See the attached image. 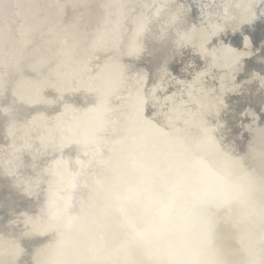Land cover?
<instances>
[{"label":"rangeland","instance_id":"obj_1","mask_svg":"<svg viewBox=\"0 0 264 264\" xmlns=\"http://www.w3.org/2000/svg\"><path fill=\"white\" fill-rule=\"evenodd\" d=\"M100 1L7 0V3L0 7V109L5 107L6 112L5 118L1 117L2 111L0 112V121H10L7 131L5 130L6 135L4 134L0 141V174L6 175L9 168L18 167L13 171V180H10V175V178L1 182L10 180V184L16 188L12 195L16 200H19L20 192L27 191L33 219L30 227L18 225L17 217L8 222L13 241L9 242L2 237L0 240V250L9 251L5 264H120L109 245L110 239L118 236V230L111 220L112 212L109 206L114 204L117 186L123 179L122 175L119 176L123 160L122 136L124 132L132 129L138 106L133 101L136 97L135 82L128 73L131 64L123 65L118 62L123 52L104 54L96 60L98 53L110 50L112 45H116L126 35L130 38V33L122 36L114 34L111 38L112 45L105 44L98 48L93 44L87 46L89 38L85 35L86 30L82 28V21L87 18L89 8L96 6ZM135 2L129 0L126 5L132 4L130 7L133 8ZM69 17L70 21L66 27L70 26L69 31L74 29L80 34L68 36L66 29L65 34H62V30L56 33L48 39L51 52L45 59L36 61L43 65H52L55 75L47 80L42 88L34 82L14 84L18 101L9 107L4 93L11 86V74L21 70V61L24 62L30 50L36 47L41 31H51ZM258 20L259 24L264 26V13L261 11ZM59 47L63 50L58 51ZM142 48L140 51L144 52L146 49L143 46ZM59 58H65L69 66L63 69ZM92 65L93 69L90 70ZM233 79V76H228L224 83ZM110 81L113 82L111 87L108 86L111 94L95 104L90 92H96L95 86H105ZM248 85L253 86L249 83ZM231 88L229 92L234 93L232 105L241 110L240 104H243L242 110L250 115L244 119L250 125L242 128L254 129L255 124L264 134V100L259 103L260 96H256L255 102L241 100L240 98L245 96L242 91L240 93L241 88ZM189 90L186 86V98L182 101L169 96L166 114H154L152 123L157 125V120L162 121L168 126L163 128L167 131L169 119L172 116L180 118L168 132L174 136L183 135L192 143L198 151L191 152L196 164L207 160L216 168L227 172L246 167L264 178V170L260 168L264 166V160L255 147L254 151L242 154L248 149L249 133L244 132L243 142L236 140L220 146L209 122H199L193 118L196 94ZM176 92L180 94L182 90ZM151 94L140 106L143 110L144 104L153 97ZM177 104L178 109L171 110L170 106ZM236 104H239L240 108ZM92 115L97 124L112 121L113 126L106 127L104 131L105 149L112 161L96 167L88 166L92 173L90 178L83 176L82 168L75 176V166L80 162V157L73 166L69 165L71 148H79L76 142L70 143L71 125L73 123V135L85 132L88 126L84 123ZM163 125L161 124L162 127ZM254 133L257 132H252ZM183 136L180 137L184 138ZM79 141L81 142L80 139ZM10 143L13 144L12 148H9ZM21 149L37 151L40 154V159L33 165V174L27 176L31 178L26 180L21 178L19 172L22 170L19 166L21 161L18 160V151ZM167 150L173 152H170L171 158L178 154L176 149ZM195 185L196 183H192L188 188L186 185V188L194 190ZM243 187L225 185L219 188V192L221 196H225L223 199L226 201L234 195L250 197L253 191H243ZM226 201L223 204L224 216ZM139 207L140 204L130 203L126 208L136 213ZM225 233L226 230H222L216 235L213 245H202L199 248L200 257L203 253L209 254L214 249L219 250ZM177 246L181 247V258L175 261V264L190 262L194 244L184 243L182 237L176 239L169 249ZM160 249L162 252V248ZM166 250L165 248V253ZM196 261L197 264H210V261ZM159 264H166V261L161 259Z\"/></svg>","mask_w":264,"mask_h":264},{"label":"water","instance_id":"obj_2","mask_svg":"<svg viewBox=\"0 0 264 264\" xmlns=\"http://www.w3.org/2000/svg\"><path fill=\"white\" fill-rule=\"evenodd\" d=\"M6 1L0 0V7ZM153 6L167 12L160 21L167 27L159 32L165 43L159 44L157 56L137 51L140 57L128 61L144 71V92L151 89L153 97L144 104V110H138L133 124L136 126L123 133V160L119 171L123 179L117 186L114 204L109 206L113 226L118 230V236L112 237L109 245L120 264H159L161 259L166 264H175L181 258V247L169 249V246L176 239L191 233L194 238H206L205 234L215 228L217 210L226 201L225 196L219 194L220 187L244 186L243 191L264 193V178L253 170L245 167L227 172L207 160L196 164L191 153L196 149L186 137L170 134L163 129L168 126L162 121L157 120L159 126L146 121L149 117L154 119V114H166L169 96L185 100L184 89L187 82H192L193 94H196L193 118L206 117L222 147L227 142H243L244 123L232 122L228 116L246 119L250 115L242 110L243 104L241 108L236 104L241 110L232 105L234 93L228 88L238 86L241 93L251 79L253 86L248 85L243 95L252 92L260 96L259 103L264 100V26L258 20L264 0H136L129 22L132 39L127 42L126 35L122 44L133 49L131 42H137L145 14ZM69 21L70 17L51 31L38 34L36 47L30 50L24 62L21 61V70L11 74V86L4 93L9 107L18 101L14 84L34 82L42 88L55 75L52 65L36 61L45 59L51 52L48 39L56 33L62 30L65 34L66 29L68 36L80 34L74 29L68 30ZM59 60L63 69L69 66L65 58ZM228 76H233V81L221 86ZM175 88H181L182 92L177 93ZM4 110L5 107L0 109L3 118L6 117ZM9 122V119L0 121V141ZM147 123L153 126L146 127ZM9 145L13 147L12 143ZM167 148L176 149L177 156L171 158L172 151ZM18 152L21 178L30 179L27 176L33 174V165L40 154L29 149ZM16 168H9L6 175L0 174V182L10 175L13 180ZM260 168L264 170V166ZM10 180L0 183V240L2 237L9 242L13 241V236L7 225L12 218L17 217V224L26 227L33 221L27 191L20 192L19 200L12 198L16 188ZM192 183L202 188L198 191L200 194L187 189ZM130 203L140 204L136 213L126 208ZM8 252L0 250V264L6 263Z\"/></svg>","mask_w":264,"mask_h":264},{"label":"bare ground","instance_id":"obj_3","mask_svg":"<svg viewBox=\"0 0 264 264\" xmlns=\"http://www.w3.org/2000/svg\"><path fill=\"white\" fill-rule=\"evenodd\" d=\"M127 1L129 0H101L96 6L89 8L87 18L82 21V28L86 30L85 35L87 38H89L87 46L93 44L95 48H98L105 44L112 45L111 38H113L114 34L122 36L124 34L130 33L129 22L131 21V11L133 8L130 7L132 4L130 6L126 5ZM163 10L164 9H157L155 6H153L149 12L147 11L145 14V24L143 28L141 27L142 31L138 33L137 42H134V44L133 41L131 42L133 49H130L128 44L127 46L122 44L123 40H121L116 45H112L110 50H107L101 54L98 53L99 56L96 58V60L104 54L123 52L121 59L118 60V62H121L123 65H125L128 63V61L134 60L135 57H140L137 51L143 49L142 46L145 47L144 49H146L144 50L145 53H151L152 55L154 54L157 56V48L160 46L159 44L165 43V41L159 37V32H161L164 27H167V24L164 25L159 22L165 18L164 15L162 16V14L167 13ZM261 10L264 13V7L260 6V11ZM131 39L132 37L127 38V42H129ZM127 58H129V60H126ZM92 69L93 65L90 67V70ZM128 73L135 82L136 97L133 101L138 106L136 109H143L140 106H142L148 96L152 93L151 89L147 92L148 94L144 92L146 74L140 68L134 67L132 64L128 70ZM85 77L86 76L84 74V79ZM112 83L113 82L110 81L108 84H105V86H95L96 92L94 90L90 92L91 97H93L95 100V104L98 101L107 98L111 94L110 87L112 86ZM248 83L252 85L251 81H247L246 88L242 91L243 93H245L246 89L248 88ZM109 85L110 87H108ZM225 85H228L227 81L224 84H221V86ZM186 86L188 90L191 89L189 91L193 93V84L187 82ZM175 89L182 90L181 88ZM229 89L232 88H228V90ZM240 99L247 102H255L256 95L255 93L250 92L249 94L247 93L245 96H242ZM178 106L179 104L170 106V108L171 110L175 111L178 109ZM228 118H230L232 122L242 121L244 123V126L242 127L250 125L244 119H241V117H236L235 115H229ZM177 119L180 120V118L177 116H172L169 119V128L167 131H169L171 128H174ZM148 120L153 122L151 117L147 118L146 121ZM197 121L207 123L209 122L207 121L206 117L204 118V116L199 118V120L197 119ZM85 124L88 126V130L74 135L73 123L71 125L72 133H70V143L74 144L76 142L79 148H71L72 152L69 157V165L73 166V164L78 161V158L80 157V162L75 166V176L79 174L82 168L83 176L86 175L90 178L92 173L88 166L96 167L100 164L109 163L112 161L110 154L105 149L104 144L106 140V134L104 131L106 127L113 125L112 121L103 124H97V121L93 115L87 119L84 125ZM145 126L151 127L152 125L151 123H147ZM253 128L254 129L249 127L244 128L249 133L250 138L247 143L248 149L243 151L242 154L246 155L254 151L253 148L255 147L256 152L264 160V134L261 132L259 126L254 124ZM262 130H264V128H262ZM252 132L257 133L252 134ZM259 138L260 140L258 141ZM256 141L258 142L252 144V142L254 143ZM57 151L58 148L56 149L55 154ZM201 189L202 188L197 184L194 186V191L197 193H199L198 191ZM261 193L259 191L258 194L253 192L250 197L243 195H234L232 197H228L226 201V215L224 216L223 214V206L217 210L218 213L215 216L218 222H216V226L212 231L208 232V234H205V236H207L206 238H194L192 233L189 234V236L185 235L183 242H192L194 246L192 247L191 252V255L193 256L192 260L190 262H185L184 264H197L195 263L196 260L198 262L200 260L210 261V264H264V193L263 195ZM222 230H226V233L224 241L221 244L219 250L214 249L209 254L203 253L200 257L199 248L202 245H213L215 243V236L218 235Z\"/></svg>","mask_w":264,"mask_h":264}]
</instances>
